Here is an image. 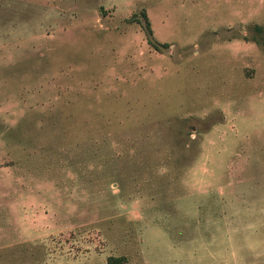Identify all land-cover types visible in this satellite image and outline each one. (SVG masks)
I'll return each instance as SVG.
<instances>
[{
	"label": "rangeland",
	"instance_id": "rangeland-1",
	"mask_svg": "<svg viewBox=\"0 0 264 264\" xmlns=\"http://www.w3.org/2000/svg\"><path fill=\"white\" fill-rule=\"evenodd\" d=\"M255 25L264 0H0V264H264Z\"/></svg>",
	"mask_w": 264,
	"mask_h": 264
},
{
	"label": "trees",
	"instance_id": "trees-1",
	"mask_svg": "<svg viewBox=\"0 0 264 264\" xmlns=\"http://www.w3.org/2000/svg\"><path fill=\"white\" fill-rule=\"evenodd\" d=\"M141 15L144 21V29L147 34V41L148 43L153 46L155 49L159 47H166V44H160L153 38V30L150 25L149 18L145 12V10L141 11ZM254 30L258 33V35L254 36L253 40L261 46H264V29L261 25H255ZM125 257L123 256H109L107 258V264H124Z\"/></svg>",
	"mask_w": 264,
	"mask_h": 264
}]
</instances>
